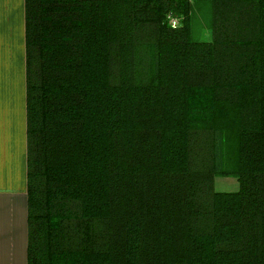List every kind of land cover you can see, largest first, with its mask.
<instances>
[{
	"label": "trees",
	"instance_id": "trees-1",
	"mask_svg": "<svg viewBox=\"0 0 264 264\" xmlns=\"http://www.w3.org/2000/svg\"><path fill=\"white\" fill-rule=\"evenodd\" d=\"M193 1L24 0L26 264H264V0Z\"/></svg>",
	"mask_w": 264,
	"mask_h": 264
},
{
	"label": "crops",
	"instance_id": "crops-1",
	"mask_svg": "<svg viewBox=\"0 0 264 264\" xmlns=\"http://www.w3.org/2000/svg\"><path fill=\"white\" fill-rule=\"evenodd\" d=\"M24 0H0V264H26Z\"/></svg>",
	"mask_w": 264,
	"mask_h": 264
},
{
	"label": "rangeland",
	"instance_id": "rangeland-1",
	"mask_svg": "<svg viewBox=\"0 0 264 264\" xmlns=\"http://www.w3.org/2000/svg\"><path fill=\"white\" fill-rule=\"evenodd\" d=\"M210 7L208 1H193L190 11V37L193 40H210ZM237 188L236 180L231 176L219 175L213 178L216 191H233Z\"/></svg>",
	"mask_w": 264,
	"mask_h": 264
},
{
	"label": "built area",
	"instance_id": "built-area-1",
	"mask_svg": "<svg viewBox=\"0 0 264 264\" xmlns=\"http://www.w3.org/2000/svg\"><path fill=\"white\" fill-rule=\"evenodd\" d=\"M169 24L171 27H175L178 24V21L176 18H170L169 19Z\"/></svg>",
	"mask_w": 264,
	"mask_h": 264
}]
</instances>
